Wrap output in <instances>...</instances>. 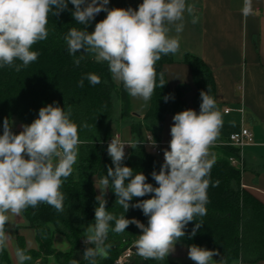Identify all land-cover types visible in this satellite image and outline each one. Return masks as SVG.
Wrapping results in <instances>:
<instances>
[{"label":"clouds","instance_id":"9594fccd","mask_svg":"<svg viewBox=\"0 0 264 264\" xmlns=\"http://www.w3.org/2000/svg\"><path fill=\"white\" fill-rule=\"evenodd\" d=\"M74 6L71 13L79 25L72 27L64 39L67 51L79 66L85 55L95 62H106L111 77L123 85L125 92L143 101L146 107L157 86L163 87L164 74H159L157 84L156 64L162 55L179 52V34L185 27V13L191 16L193 25L199 22L194 15L195 5L186 0H143L138 10L131 7L111 8L109 0H0V68H14L19 72L38 59L39 53L32 46L48 37V17ZM106 17L95 24L94 31H87L100 12ZM243 17L254 15L253 0H243ZM174 29L177 34L170 36ZM82 50V51H81ZM19 61V63H17ZM92 85L100 83V77L88 73L84 79ZM201 91L200 111L186 109L173 116L170 128L169 148L164 150V162L159 172L151 176L158 186L146 182L142 172H135L124 164L125 146L132 145L113 137L107 147L112 165L107 174L97 180L100 190L96 196L94 223L84 234L83 260L98 264L108 257L111 245L107 243L109 232L123 233L130 224L141 230L134 242L135 252L144 260L163 261L175 251L176 243L185 236V229L195 221L189 238L194 237L203 225L196 217L206 215L207 190L214 160L209 148L216 141L222 127V113L216 100ZM169 96H165L167 102ZM71 109L65 111L53 102L39 109L38 117L31 124L22 125V131L14 133L12 122L3 120L0 135V253L9 247L12 238L6 225L28 208L47 204L57 212L64 211L65 195L61 191L64 181L72 174L81 143L78 126L71 119ZM155 146V143L153 144ZM127 181V183H126ZM218 181L213 186H218ZM111 189L116 203L126 213L129 208L142 210L148 218L147 225L132 218L126 219L107 211L105 195ZM148 194L149 199L130 203L134 197ZM115 222L114 228L111 222ZM16 264H25L32 257L26 250L15 248ZM219 255L195 244L188 249V257L195 264H218L213 257ZM70 264H80L72 259Z\"/></svg>","mask_w":264,"mask_h":264},{"label":"trees","instance_id":"16d2710c","mask_svg":"<svg viewBox=\"0 0 264 264\" xmlns=\"http://www.w3.org/2000/svg\"><path fill=\"white\" fill-rule=\"evenodd\" d=\"M74 6L69 2L67 10L59 16L49 13L48 37L32 46L33 51L39 53L38 59L28 67L17 72L14 68H0V135L3 133V120L15 116L20 125L31 124L38 117L39 109L53 102L58 103L65 111L71 109L70 119L78 126L80 144L78 146L77 161L73 165L72 174L64 181L61 191L65 195L64 211L57 212L47 204H40L36 208H28L21 215L26 226L33 230L36 249H27L22 237L16 238V247L26 250L32 257L25 264H69L75 256L80 254V264H88L83 260L82 246L85 230L94 223L96 201L95 178L99 180L107 174V168L112 165L111 157L107 154L109 136L107 129L109 122L116 120L128 123L129 132L137 143L127 148L124 164L135 172H142L148 183L158 186L151 173L159 172L164 162L161 148L160 154H152L149 147L141 145L146 135L158 142L157 130L168 115L190 109L184 100V94L189 86L170 88L167 84L163 66L172 62V54L162 55L156 64L157 84L159 74H164L165 85L157 86L149 101L148 110L138 121L132 118L129 109L128 94L123 85H115L111 78L106 62L97 63L91 55H85L79 66L74 59L84 55L77 53L76 57L67 51L65 35L72 27L82 28L76 23L72 12ZM100 21V14L87 25V31L92 32L95 24ZM82 51V50H81ZM19 63V61H17ZM192 75V86L195 94L191 106L200 110L201 91L213 97V79L209 69L203 62L193 56L184 57ZM94 73L100 77V83L92 85L86 78L83 87L78 86L82 77ZM169 96L165 102L164 97ZM120 104L119 112L114 114L113 100ZM129 121V122H128ZM23 129H12L19 133ZM238 149L229 148L219 160H216L210 171V184L207 190L208 202L206 215L196 217L197 222H203L194 237L189 238L195 221L190 222L185 229V236L178 242L186 245H197L219 253L213 257L218 264H230L237 259L246 262L264 260V205L254 196L239 187V173L229 159L237 157ZM218 186L215 185L216 182ZM127 183V181H126ZM107 211L119 217L124 214L126 219L135 218L147 225L148 218L142 210L124 209L116 203L114 192L107 191ZM145 197H134L130 203H136ZM115 222H111L114 228ZM141 230L134 224L121 234L110 231L107 243L111 245L106 259L98 260V264H115L122 253L134 246ZM55 235H60L67 242V251H58L53 246ZM38 261V263L36 262ZM126 264H172L163 261L144 260L138 255L131 254ZM0 264H10L6 249L0 253Z\"/></svg>","mask_w":264,"mask_h":264},{"label":"crops","instance_id":"0c3cea01","mask_svg":"<svg viewBox=\"0 0 264 264\" xmlns=\"http://www.w3.org/2000/svg\"><path fill=\"white\" fill-rule=\"evenodd\" d=\"M142 2L143 0H109L107 7H131L138 10ZM186 2L195 5L194 15L199 17V22L193 25L190 22L191 16L185 13V27L178 37L179 52L172 54V62L163 66L167 84L170 88L189 86L184 100L190 109L199 113L200 110L191 106L196 91L192 86L191 71L183 63L184 57H196L209 69L214 84L213 98L223 118L219 136L209 148V158L215 162L227 155L232 147L228 144L229 136L240 132L241 129H247L252 134V141L241 147L237 151V157L229 159V162L231 164L233 160L235 163L231 165L240 170L239 187L264 205V0H253L255 14L247 18L241 13L243 0ZM99 14L100 21L107 15L103 11ZM169 35L175 37L177 34L173 29ZM110 78L115 85L119 84L112 79L111 74ZM116 101L115 110L119 112L120 104L117 99ZM137 101L138 99L128 95L132 115L129 121L141 120L148 110L149 102L145 107L140 100L141 107L137 109L134 106ZM172 118L171 115L166 116L160 127L154 130L163 156L171 140ZM114 121L119 124V130L113 135L136 145V140L129 132L128 123L113 120V125ZM19 129H22V126ZM96 192L97 195L100 194L98 188ZM6 230L12 236L6 249L10 264H16L14 252L18 236L23 238L27 249H36L34 232L26 226L22 215L14 217L13 221L6 225ZM53 246L62 252L69 249L67 242L60 235L54 236ZM189 247L177 242L175 251L165 259L172 264H195L188 257ZM50 264L56 263L52 261ZM230 264H264V260L246 262L237 259Z\"/></svg>","mask_w":264,"mask_h":264},{"label":"built area","instance_id":"2783aa9c","mask_svg":"<svg viewBox=\"0 0 264 264\" xmlns=\"http://www.w3.org/2000/svg\"><path fill=\"white\" fill-rule=\"evenodd\" d=\"M113 137L119 138V136H117V135L116 136L114 135ZM112 138L108 140L107 144H109L111 142ZM251 141H252V134L247 129H241L240 132L231 134L228 138V144L232 147L237 148L238 150H240L241 147H243L244 145L249 144ZM129 143L134 145L133 142H129ZM154 143H155V146H153ZM141 145L149 147L151 149L152 154H155V155L160 154L161 144L153 141L151 139L150 135H146L145 140H144V142H141ZM128 146L129 145L125 146V153L127 151ZM234 163L235 162L233 160H231V164L234 165ZM131 254L132 253L130 252L129 248L126 249L122 253V255L116 260L115 264H124V262L128 258H130Z\"/></svg>","mask_w":264,"mask_h":264},{"label":"rangeland","instance_id":"374dc122","mask_svg":"<svg viewBox=\"0 0 264 264\" xmlns=\"http://www.w3.org/2000/svg\"><path fill=\"white\" fill-rule=\"evenodd\" d=\"M140 99H138V101L135 103V107L137 109H140L141 107V104H140ZM113 106H114V114L117 112L116 107H117V101L116 99L114 98L113 100ZM137 111H141V110H137ZM142 113V112H140ZM118 114V113H117ZM12 122V129H19L22 125H20V123L18 122L17 118L15 116H12L11 119H10V123ZM113 121L109 122L108 124V129H107V132H108V135L111 137L113 136V133H115L116 131L119 130V124L115 123L114 121V125L112 124ZM108 194L106 193L105 197L107 198ZM82 246H84V242L82 241ZM80 259V254L76 255L75 256V260H79ZM38 263V261H36ZM52 261L49 262V264L51 263ZM129 263V261H125L124 264ZM70 264V263H69Z\"/></svg>","mask_w":264,"mask_h":264},{"label":"water","instance_id":"95a60500","mask_svg":"<svg viewBox=\"0 0 264 264\" xmlns=\"http://www.w3.org/2000/svg\"><path fill=\"white\" fill-rule=\"evenodd\" d=\"M129 250H130V252H131L132 254L137 255L136 252H135V248H134V246H131V247L129 248Z\"/></svg>","mask_w":264,"mask_h":264}]
</instances>
